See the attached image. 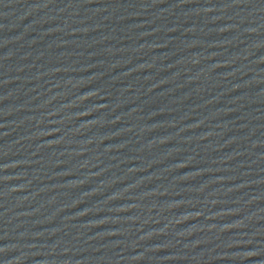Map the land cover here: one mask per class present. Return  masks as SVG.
Masks as SVG:
<instances>
[{
    "label": "water",
    "instance_id": "1",
    "mask_svg": "<svg viewBox=\"0 0 264 264\" xmlns=\"http://www.w3.org/2000/svg\"><path fill=\"white\" fill-rule=\"evenodd\" d=\"M0 264H264V0H0Z\"/></svg>",
    "mask_w": 264,
    "mask_h": 264
}]
</instances>
